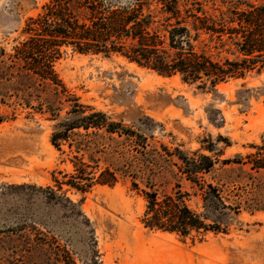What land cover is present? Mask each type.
<instances>
[{"label":"rangeland","instance_id":"1","mask_svg":"<svg viewBox=\"0 0 264 264\" xmlns=\"http://www.w3.org/2000/svg\"><path fill=\"white\" fill-rule=\"evenodd\" d=\"M48 1L0 0V264H264V210L257 209L264 206V172L248 167L218 165L206 177L223 187L240 214L228 234L209 233L195 241L145 229L141 219L146 201L129 180L113 188L94 186L86 193L64 185L58 194L82 214L65 201L46 199L40 189L58 190L56 180L74 172L76 153L65 144L62 151L52 145L57 121L47 104L34 98L27 106L4 72L14 48L26 39V23ZM55 69L81 104L112 121L135 128L141 120L152 119L156 126L147 136L154 156L165 155L167 147L234 159L254 152L251 146L261 145L264 138V72L232 80L211 94L118 56L69 51ZM51 110L63 119L69 106L56 104ZM108 145L100 141L97 149L99 170L108 166L101 153L109 152ZM174 164L162 156L165 175L155 183L161 196L177 184L192 192L185 180L175 177ZM197 204L196 199L190 203L194 209Z\"/></svg>","mask_w":264,"mask_h":264},{"label":"trees","instance_id":"2","mask_svg":"<svg viewBox=\"0 0 264 264\" xmlns=\"http://www.w3.org/2000/svg\"><path fill=\"white\" fill-rule=\"evenodd\" d=\"M23 33L26 39L10 55L5 80L16 85L27 106L34 98L47 104L52 120L57 121L52 145L62 151L65 144L76 153L74 172L65 175L64 181L56 180L58 190L40 189L49 202L65 201L82 214L77 205L58 194L64 185L86 193L94 186L113 188L129 180L146 201L141 219L145 229L192 241L209 233H229L240 214L238 204L231 203L223 187L206 177L218 165L264 172V138L261 145L251 146L254 152L234 159L220 160L199 152L189 155L167 147L163 148L165 155H151L147 134L156 126L152 119L141 120L135 128L112 121L107 114L81 104L55 67L69 51L118 56L160 77H178L183 84L215 94L223 84L264 72V4L246 0H49L28 20ZM56 104L69 106L63 119L51 112ZM216 121L211 119L213 124ZM103 140L109 152L101 153L109 162L99 170L95 155ZM206 150L214 151L212 147ZM162 156L175 161V177L185 180L192 192H183L177 184L172 193L159 194L155 183L165 175ZM193 199L198 200V209L191 207ZM257 209L264 210V206Z\"/></svg>","mask_w":264,"mask_h":264},{"label":"bare ground","instance_id":"3","mask_svg":"<svg viewBox=\"0 0 264 264\" xmlns=\"http://www.w3.org/2000/svg\"><path fill=\"white\" fill-rule=\"evenodd\" d=\"M146 257V256H145Z\"/></svg>","mask_w":264,"mask_h":264}]
</instances>
